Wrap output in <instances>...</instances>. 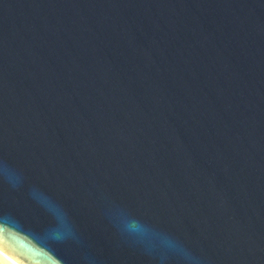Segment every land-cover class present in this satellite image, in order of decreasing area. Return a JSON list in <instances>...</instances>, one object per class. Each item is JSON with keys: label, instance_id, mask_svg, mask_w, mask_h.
<instances>
[{"label": "water", "instance_id": "95a60500", "mask_svg": "<svg viewBox=\"0 0 264 264\" xmlns=\"http://www.w3.org/2000/svg\"><path fill=\"white\" fill-rule=\"evenodd\" d=\"M0 248L264 264V0H0Z\"/></svg>", "mask_w": 264, "mask_h": 264}, {"label": "bare ground", "instance_id": "6f19581e", "mask_svg": "<svg viewBox=\"0 0 264 264\" xmlns=\"http://www.w3.org/2000/svg\"><path fill=\"white\" fill-rule=\"evenodd\" d=\"M0 264H21L0 248Z\"/></svg>", "mask_w": 264, "mask_h": 264}]
</instances>
